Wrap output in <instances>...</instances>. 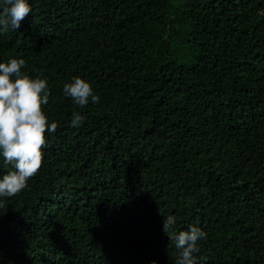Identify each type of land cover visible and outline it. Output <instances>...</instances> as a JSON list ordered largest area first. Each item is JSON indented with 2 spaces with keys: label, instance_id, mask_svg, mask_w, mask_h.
I'll use <instances>...</instances> for the list:
<instances>
[{
  "label": "trees",
  "instance_id": "trees-1",
  "mask_svg": "<svg viewBox=\"0 0 264 264\" xmlns=\"http://www.w3.org/2000/svg\"><path fill=\"white\" fill-rule=\"evenodd\" d=\"M28 3L0 62L47 80L58 127L0 198V264H174L168 215L207 234L201 264H264V0ZM74 76L98 103L64 95Z\"/></svg>",
  "mask_w": 264,
  "mask_h": 264
},
{
  "label": "clouds",
  "instance_id": "clouds-1",
  "mask_svg": "<svg viewBox=\"0 0 264 264\" xmlns=\"http://www.w3.org/2000/svg\"><path fill=\"white\" fill-rule=\"evenodd\" d=\"M4 5L0 9V32L9 27L18 29L31 13L28 0H4ZM24 66V59L0 62V154L6 165H12V170L0 178V198L13 197L27 187L28 179L42 166L45 132L54 133L58 127L56 122L49 125L42 110V105L49 102L47 80L33 79L22 72ZM63 92L81 108L89 103V99L93 104L99 102L91 84L79 76L72 77L71 83H65ZM84 119L81 113L74 111L71 126L81 125ZM0 206H3L2 200ZM175 229V216L164 217L163 231L165 234L171 232L169 237L177 250L174 264H201L205 258L196 255L200 252L198 242L206 239L207 234L196 226L179 232Z\"/></svg>",
  "mask_w": 264,
  "mask_h": 264
},
{
  "label": "rangeland",
  "instance_id": "rangeland-1",
  "mask_svg": "<svg viewBox=\"0 0 264 264\" xmlns=\"http://www.w3.org/2000/svg\"><path fill=\"white\" fill-rule=\"evenodd\" d=\"M195 15H202L201 8H198L197 5H193L186 8L185 11V19H189L190 16ZM185 33L184 27H182L181 32L179 33V36L183 35Z\"/></svg>",
  "mask_w": 264,
  "mask_h": 264
}]
</instances>
